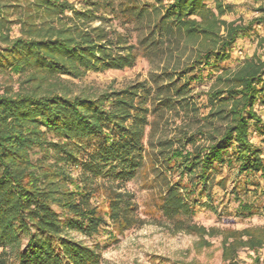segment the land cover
<instances>
[{
  "label": "trees",
  "instance_id": "16d2710c",
  "mask_svg": "<svg viewBox=\"0 0 264 264\" xmlns=\"http://www.w3.org/2000/svg\"><path fill=\"white\" fill-rule=\"evenodd\" d=\"M156 2L152 37L156 33V44L191 50L189 69L228 60L237 39L251 31V22L244 25L222 20L231 6L221 0H214L213 8L205 0ZM86 8L76 11L67 0L0 2V73L25 80L24 88L14 92L7 87L0 93V264H99L95 248L65 237L67 231L91 237L105 226L90 204L91 193L77 184L64 190L66 184L75 182L61 168L49 169L41 166L40 159L33 161L32 152L49 158L53 151L57 165H80L86 179L107 178L118 183L133 178L143 164V128L148 112L144 106L150 100L145 83L93 99L68 97L57 91L63 76L81 79L90 70H119L134 63L131 47L123 49L124 55L114 54L115 48L126 44L123 37H111L103 28L90 25L98 5L91 3ZM143 10L136 3L121 8L125 17L131 13L141 17ZM69 12L71 17L66 15ZM11 15L16 16L14 21L8 19ZM13 22L20 36L10 39ZM255 22H264V16ZM256 45L260 56L215 78L221 88L210 94L208 115L224 123L220 136L207 134V145L195 147L193 139L184 137L165 159L166 170L179 173V181L168 185L160 197L164 218H192L196 202L191 198L202 195L209 186L215 163L234 160L238 175L252 173L264 178L261 154L249 139V122L261 124L253 108L263 93L258 85L264 78V36L257 37ZM181 82V78L169 79L156 90H161L169 103L171 97L181 98L188 91L185 81ZM49 134L57 141H47ZM88 143L93 144L92 151L79 162L77 154ZM232 144L235 152L229 154ZM227 153L232 159L225 161ZM183 178L187 179L185 184ZM197 185L201 186L199 192L195 191ZM122 200L116 195L111 202L109 218L113 221L133 210ZM239 207L250 210L246 204ZM245 236L246 241L234 237L232 243L223 242L225 259L239 247L253 251L264 248V229L257 237L249 232ZM6 249L13 253L11 262Z\"/></svg>",
  "mask_w": 264,
  "mask_h": 264
},
{
  "label": "rangeland",
  "instance_id": "374dc122",
  "mask_svg": "<svg viewBox=\"0 0 264 264\" xmlns=\"http://www.w3.org/2000/svg\"><path fill=\"white\" fill-rule=\"evenodd\" d=\"M67 1L74 5L76 11H85L87 5L96 3L98 8L93 9L96 19L91 20L90 25L103 28L111 37H123L126 44L115 48L114 54L124 55L123 49L131 47L134 63L119 70H90L81 79L63 76L61 83L57 84V91L67 93L68 97L80 95L93 99L104 93H117L145 83L150 100L144 106L148 112L147 125L143 128V164L129 181L118 183L107 178L90 179L88 176L86 179L80 165H57L53 160V151H50L52 156L49 158H43L38 151L32 152L33 161L40 159L41 166L49 169L61 168L75 182L66 184L64 190H72L76 184L87 189L92 195L91 206L105 223L94 236L67 231L65 237L85 247L95 248L99 264H264V248L253 251L239 247L231 257H227L229 259L223 256L225 240L228 244L233 242L234 237L246 241L245 232L257 237L259 230L264 229V178L252 173L238 175V164L234 160L230 164L215 163L211 167L209 186L202 195L191 198L196 202L192 218L183 216L168 220L159 208L160 197L167 186L179 181V173L166 170L164 162L171 156V151L178 148L177 140L189 137L194 140V147L205 146L207 134L220 136L222 132L224 123L208 115L210 94L221 88L215 78L221 72L232 73L246 60L261 55L256 44L257 37L264 36V22H255L263 17L261 0H221L224 5L231 6V12L222 20L240 21L244 25L251 22V31L249 35L237 39L229 51L228 60L193 69H189L191 50L184 46L178 49L174 45L162 46L154 41L156 33L152 37L151 31L157 19L154 12L156 0ZM163 1L166 5L167 0ZM130 3L144 9V14L135 17L131 13L125 17L121 8ZM205 3L210 8L214 7V0H205ZM66 15L71 17L72 14L69 12ZM15 18L11 15L8 19L14 21ZM10 29V39L20 36L14 22ZM187 71L192 72L183 78V73ZM179 78L185 81L188 91L181 98L171 97L168 103L162 91L156 89L164 87L169 79ZM24 81L23 76L0 73V93L7 87L14 92L24 88ZM258 87H262L263 93L253 111L261 124L249 122V139L264 162V78ZM47 141L56 142L57 138L49 134ZM88 144H84L85 150L77 154L79 162L86 160L87 154L91 153L93 144ZM190 147L188 145L186 149L190 150ZM234 152L235 145L232 144L228 153ZM228 153L223 156L225 161L232 159ZM186 181L183 178L182 184ZM200 188L197 185L195 191L199 192ZM116 195L121 196L122 201L133 210L113 221L109 218L110 205ZM241 203L250 207L249 212L239 207ZM24 243L25 240L21 248ZM6 250L11 262L13 253Z\"/></svg>",
  "mask_w": 264,
  "mask_h": 264
},
{
  "label": "built area",
  "instance_id": "2783aa9c",
  "mask_svg": "<svg viewBox=\"0 0 264 264\" xmlns=\"http://www.w3.org/2000/svg\"><path fill=\"white\" fill-rule=\"evenodd\" d=\"M261 4H262L263 16H264V0H261Z\"/></svg>",
  "mask_w": 264,
  "mask_h": 264
}]
</instances>
